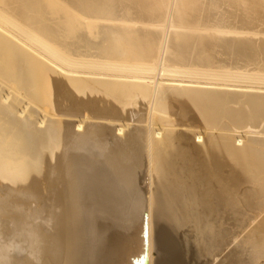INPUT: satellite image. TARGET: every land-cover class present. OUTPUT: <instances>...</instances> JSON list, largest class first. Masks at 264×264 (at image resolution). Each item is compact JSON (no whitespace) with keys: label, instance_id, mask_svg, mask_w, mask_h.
I'll return each instance as SVG.
<instances>
[{"label":"bare ground","instance_id":"1","mask_svg":"<svg viewBox=\"0 0 264 264\" xmlns=\"http://www.w3.org/2000/svg\"><path fill=\"white\" fill-rule=\"evenodd\" d=\"M0 264H264V0H0Z\"/></svg>","mask_w":264,"mask_h":264}]
</instances>
